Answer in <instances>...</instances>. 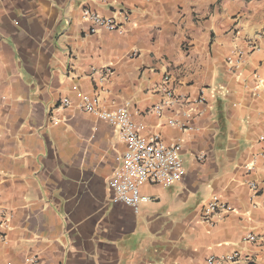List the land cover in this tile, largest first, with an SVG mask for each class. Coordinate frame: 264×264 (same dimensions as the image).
Wrapping results in <instances>:
<instances>
[{"label":"crops","instance_id":"1","mask_svg":"<svg viewBox=\"0 0 264 264\" xmlns=\"http://www.w3.org/2000/svg\"><path fill=\"white\" fill-rule=\"evenodd\" d=\"M85 10L121 28L93 34ZM258 31L264 0H0V264H264V48L228 62ZM84 96L180 144L181 181L114 203L126 146ZM216 200L231 210L206 223Z\"/></svg>","mask_w":264,"mask_h":264},{"label":"built area","instance_id":"2","mask_svg":"<svg viewBox=\"0 0 264 264\" xmlns=\"http://www.w3.org/2000/svg\"><path fill=\"white\" fill-rule=\"evenodd\" d=\"M84 16L92 22L91 32L98 33L101 30L117 31L121 28L119 22L113 18H104L89 10L84 11ZM245 48L236 46L228 58V62L233 69H239L246 63V58L264 48V31H258L254 35L245 39ZM102 80H106L112 73L110 69L99 72ZM171 76L167 75L161 89L164 101L155 110L158 114L162 113L163 108L169 107L179 99L175 98L174 93L168 88ZM205 99L201 97L197 103H203ZM64 106H69L70 101L64 99ZM79 107L90 114L95 115L100 120L107 122L115 127L120 134L121 141L126 146L121 162L111 180L112 201L122 203L137 211L142 205L152 201L147 195L142 193L146 185H160L169 187L181 181L185 174L183 159L181 157L182 146L180 144L168 145L159 135L150 137L143 136L145 127L137 124L131 116L128 105H123L115 110H104L97 98L84 96ZM253 189H257L256 184H251ZM231 207L219 202L218 200L209 203L203 208L202 220L212 223V219L219 214L229 212ZM5 236L0 233V242ZM245 242L258 244L262 242L260 236L249 234ZM242 262L253 263L251 256H245L242 252L236 251L231 255L221 258L211 257L207 264H241Z\"/></svg>","mask_w":264,"mask_h":264}]
</instances>
